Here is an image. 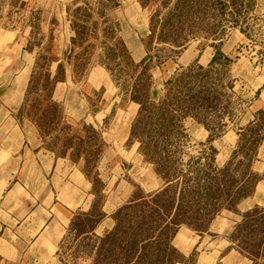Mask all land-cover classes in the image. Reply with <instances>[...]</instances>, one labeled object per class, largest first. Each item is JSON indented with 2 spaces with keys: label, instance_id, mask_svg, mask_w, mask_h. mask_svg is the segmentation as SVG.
Returning <instances> with one entry per match:
<instances>
[{
  "label": "rangeland",
  "instance_id": "rangeland-1",
  "mask_svg": "<svg viewBox=\"0 0 264 264\" xmlns=\"http://www.w3.org/2000/svg\"><path fill=\"white\" fill-rule=\"evenodd\" d=\"M119 43L138 68L121 61ZM170 93L184 110L193 108L175 132L160 130L165 117L143 108ZM192 93H201L203 104ZM49 96L58 110L44 105ZM263 105L264 0H0V171L16 173L0 199L19 187L24 166L43 164L44 171L48 157L64 165L43 174V186L32 173L31 184L14 194L26 224L10 235L0 227L6 257L0 264L13 259L10 241L11 264H36V252L27 253L39 237L35 219L43 209L49 223L69 221L57 253L40 264H94L95 236L107 237L128 214L147 224L141 241L156 233L173 238V230L159 235L164 219L150 207L167 187L162 165L183 182L185 175L192 190L210 167H230L240 181L247 162L242 155L235 160V151L250 125L262 134L251 163L262 190L244 189L249 196L224 203L203 231L182 225L172 252L164 244L152 251L158 264H235V252L246 264H264V206L252 207L264 201ZM53 114L62 126L50 125ZM36 120H48L45 130ZM222 179L209 181L217 183L214 192ZM211 204L198 208L215 212ZM94 218L101 219L95 234ZM180 232L184 244L176 241Z\"/></svg>",
  "mask_w": 264,
  "mask_h": 264
},
{
  "label": "trees",
  "instance_id": "trees-1",
  "mask_svg": "<svg viewBox=\"0 0 264 264\" xmlns=\"http://www.w3.org/2000/svg\"><path fill=\"white\" fill-rule=\"evenodd\" d=\"M76 32L78 37V28L76 29ZM74 44L76 45V40ZM119 47L121 48V54L118 55V57L121 59V61L126 64V66H135L136 68H138V66L134 64L130 56H128L129 54L125 45L119 43ZM217 59L218 58L214 60V63L217 61ZM143 64H145V62H143ZM146 67L147 66H145L144 73L149 74V69H147ZM145 76L146 75H144V77ZM182 80L184 79L180 78V84H182ZM141 81L142 78L138 82ZM192 95L196 99V103L203 104L204 100L201 93H192ZM47 98L48 99L44 105L48 108V111L50 110V108H54L55 111L58 110V105L53 103L52 96H49ZM177 100L178 99L173 97L170 93V95L164 102L158 105L154 103H148L143 105V108H151L153 111L158 112L165 117V122L161 124L160 130L169 128L170 130H174L173 132H175L181 122L180 119L188 116V112L193 110L192 107H188L186 110H184L179 105V102ZM46 121L40 122L36 120L40 128H42L43 130H45L46 125H48V120ZM49 122L51 126L52 124L61 126L63 125L62 117L58 118L54 116V114L53 119L49 118ZM211 132L214 131L211 130ZM240 135L241 139L239 142V147L237 151H235V160L239 155H242L244 160L247 162L246 169H244V175L241 177L240 181H236L235 177L230 175V167H227L222 171L215 170L213 167H210L206 172V176L199 178L198 183H194L195 190H192L190 188V181H187L185 179L184 174H182L184 175L183 179L185 180L183 182L181 178H177V171H175L174 168L171 169L166 165H162L161 174L166 178L168 182L167 187L161 193H158L155 198H153V205L150 206L158 214L159 217H163L164 219L161 222L162 226L160 227V229H158L159 235L162 234V232L164 233L165 230H173L172 236L175 237V235L179 232L180 227L184 224L194 228L195 230L203 231L205 225L211 223L216 218L217 214L222 210L224 203L233 206L236 205L240 199L247 198L249 194L247 196L246 194L242 195V193L244 192V189L249 186L251 187L250 193H254L259 181L258 175L252 170L251 163L253 158L257 154L262 134L259 131H255L252 125H250L249 128L244 129ZM248 137H250V139H247ZM164 162H166V164H169V161H167V159L164 160ZM165 169L168 171L165 172ZM220 177L223 178L220 185L221 189L218 193H216L214 192V189L217 183L211 184L209 181L219 182L218 178ZM178 181L183 182L181 188ZM224 184H226V186ZM229 184L231 185V188H226ZM235 184L237 187L234 191ZM203 196L210 197L212 201V204L210 205L211 208L218 207L215 212L198 208V205L206 204L210 200ZM172 200L173 202L175 200L176 202H178L176 205L173 203L174 207L172 204ZM170 203L172 205L171 212H169ZM89 216L92 217L91 215ZM94 219L96 220H94L93 223L94 227L92 228V233L95 234L97 226L101 219ZM120 220H127V222L122 223L120 222ZM117 223V228L107 237L98 238L95 236L96 242H93H95L96 244L98 256L96 257L94 264H158L157 261H155L158 257L155 256L152 251L158 244H162V246L164 244L166 247H168V252H172V240L174 237L167 238L165 234L162 235L165 237H162L158 236V233H156V237L146 241H141L140 239L142 237V233L147 226L146 223H137L131 220V215L129 214L121 216V218L117 219ZM122 224H129L130 229H123ZM133 227L136 228L133 229ZM147 243H150V246L147 245ZM166 251L167 248H165V252Z\"/></svg>",
  "mask_w": 264,
  "mask_h": 264
},
{
  "label": "crops",
  "instance_id": "crops-1",
  "mask_svg": "<svg viewBox=\"0 0 264 264\" xmlns=\"http://www.w3.org/2000/svg\"><path fill=\"white\" fill-rule=\"evenodd\" d=\"M261 108H264V105ZM3 155H4V153L0 152V164H1V158L3 157ZM25 163H27V162L24 160V164ZM42 165L35 166V170H33L34 165H32V167L24 166L23 167V178H22L21 184L19 183L20 184L19 187L26 188L27 183L31 184V182L33 181L32 173L35 174V178H36L35 182H37V183L40 182L41 185L43 186V181H44L43 180V178H44L43 174L48 173L49 169L55 168V170H57L58 168L62 167V170H64L63 163H60L59 161H56L55 159L50 158V157H48V159L45 162V165L47 167V169L44 170L45 172L43 171ZM6 166H7V164L2 165V168L4 167L6 170L7 169L10 170L11 166L10 167H6ZM25 168H26V171H25ZM31 168H32V171H31ZM72 174H73V172H71V175ZM15 179H16V173L6 172V173L2 174V172L0 171V188H4L5 189L4 192H5L7 188L12 186ZM26 180H30V181H26ZM15 187L16 188L13 189L12 191L10 190L9 195L0 199V216L6 217V219L8 221V223L7 224L5 223V225H2L0 223V227L2 226L4 228H10V229H8V232H7L9 235H10L9 231L11 230V228L15 229L17 226L22 227L24 224H26V221L23 222L22 218L18 217V214H17V208H18L17 202L19 199L15 200L14 194L16 192L20 191V188L17 186H15ZM12 188H14V187H12ZM63 189H64V187H63ZM260 189L262 190L261 185H258L257 191ZM69 192H70V194H73V196L76 195L74 190H72V192L71 191H69ZM0 193H1V190H0ZM46 198L48 199V191L46 194ZM25 199H27V198H25ZM259 206H264V201L258 200L252 207H255L254 209H256ZM254 209H252V210H254ZM61 215H62L61 219L65 220L64 213L61 212ZM26 216L27 215H25V218H26ZM25 220H27V219H25ZM68 221L69 220L67 219L65 221V223H67ZM42 222H45V224H43ZM30 223H32V222H30ZM30 223H29V225H30ZM35 223L37 225L36 229L40 230V231H38L39 237H38L37 241L34 242L33 249L31 251H28L27 256L31 257V254L33 252L34 253L36 252V254H35L36 257H34V259L36 260V264H40L45 260V258L48 259L49 257H52L57 253L58 244L61 242L63 235H64V234L62 235L61 229L64 227L65 223L63 224L62 221L60 220V218L49 223L48 222V214H47L45 209L42 210L40 217L35 219ZM40 227L42 229H39ZM176 241L180 244H184L186 242V236L182 232H180L176 238ZM5 245H8V247L10 246V249H8L10 251L9 255L13 254L12 255L13 259H11V257H8V260L3 261V264H11L13 262H16V255L14 254L16 249L12 248L13 244L10 241V243L6 242ZM56 246H57V250L52 253L50 248L53 249ZM1 257L3 259L6 258V257H3L0 255V258ZM241 263L246 264L245 258L242 257L240 254L235 252V264H241Z\"/></svg>",
  "mask_w": 264,
  "mask_h": 264
}]
</instances>
